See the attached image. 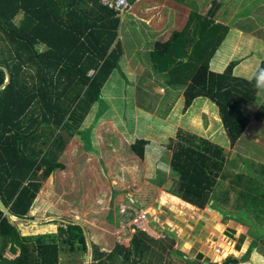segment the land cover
<instances>
[{
  "label": "trees",
  "instance_id": "obj_1",
  "mask_svg": "<svg viewBox=\"0 0 264 264\" xmlns=\"http://www.w3.org/2000/svg\"><path fill=\"white\" fill-rule=\"evenodd\" d=\"M221 4L212 0L207 14L189 10L180 30L153 43L149 61L168 85L182 87V111L196 97H208L216 104L232 147L248 125L246 104L257 98L256 76L264 70V60L250 79L233 74L237 60L220 72L210 69V59L229 30L214 20ZM19 12L22 15L16 21ZM237 25L248 31L242 23ZM119 27L120 15L98 0H0V200L17 219L27 217L43 181L65 167L59 156L70 137L80 136L84 148L92 149L90 129L108 109L100 90L112 71L120 70L124 53ZM93 104L92 123L82 129ZM190 115L193 125L196 119ZM252 116L264 121V103ZM147 142L138 137L130 148L143 158ZM164 146L175 174L169 191L181 199L198 207L219 196L230 201L229 192L217 187L219 177L227 175L233 185L230 189L234 188L233 199L255 200L249 196L247 174L224 172L223 146L182 128H176ZM219 212L233 218L229 211ZM58 222L54 232L23 234L18 222L0 211V264H159L167 248L138 229L130 240L131 252L119 243L104 252L95 242L88 244L82 225ZM12 239L13 245L19 247L18 241L21 245L16 259L3 254ZM61 239L69 243L73 257L83 254L88 262L61 263ZM238 261L230 255L220 264Z\"/></svg>",
  "mask_w": 264,
  "mask_h": 264
},
{
  "label": "rangeland",
  "instance_id": "obj_2",
  "mask_svg": "<svg viewBox=\"0 0 264 264\" xmlns=\"http://www.w3.org/2000/svg\"><path fill=\"white\" fill-rule=\"evenodd\" d=\"M176 1L179 3L176 4L179 8L182 4H185L190 10L195 9L202 14H207L211 7L212 0ZM154 2L155 0H140L134 4L130 11L125 12L120 16L118 37L126 51L127 58L132 56V52L136 47H142V49L139 50V53L141 55H146L148 57L146 58V61L149 62V53L146 49L151 46L153 34L152 32L148 33V31H150V27L152 26L154 29H157V27L154 25L155 18L151 17L150 19L152 25H150V22H148L149 20L146 19V14L149 15L153 12L151 8H149L148 13L146 14H143L142 11L145 6H149ZM192 3H198L199 5L193 6ZM261 3L263 4L261 5ZM137 9L140 11L139 13L136 12ZM21 15V12H19L15 17V20L17 21ZM214 18L216 22L224 23V25L232 28V30L228 31L236 33L232 36L230 32H227L220 46L215 51V56H213V58L216 59L213 61V68L215 69V62L218 60L220 61L218 64L222 65L223 62L224 64L226 63L225 66L231 60H237L239 63L234 67L233 74L250 79L258 68L260 62L264 60V0H222V6L216 10ZM237 23L245 25V27L248 28V31L242 30L245 34L239 33L238 30L241 31V29L236 28L238 27ZM149 64H151V62H149ZM119 67L126 71L122 63L119 64ZM112 74L113 76H110V81L119 75V69H115ZM127 76L130 77L128 73ZM163 78L165 81L164 76ZM154 81V85H160V83L163 82V80L159 81L157 78H154ZM120 84L123 86L122 79ZM162 84L165 86L164 83ZM103 89H105V87ZM106 89H108V87H106ZM122 89H124V86ZM127 91L129 90H126V92L122 91L120 94H116V96H114V93H109L110 96L113 94L114 100H118V102L109 103L106 101L108 109L105 112V115L107 116L105 121L114 120L112 118H115L117 115L118 106L120 107V104L124 101L126 106L124 110L125 113L120 114L121 111H119L118 115L120 120L124 119L123 122H128L127 110L130 102V93ZM106 95L107 93L104 90L102 96L104 97ZM137 95L139 98H137ZM137 95V101L138 99L141 100L151 111L154 110L156 114L165 112L166 107L163 102L159 103L154 109L156 102L160 101L159 97L162 96L161 100L164 98L163 92L155 94L153 91H143L137 93ZM117 96H120V100ZM106 98L108 97L106 96ZM174 98L175 93L172 94L170 100H173ZM260 103H264V88L261 87L258 89L257 98L253 101H248L246 104V111H249L250 116L243 135L240 136L238 142L232 147L228 144L225 146L221 145L224 147L226 153L224 172H241L247 174L249 179L247 184L251 189L249 196L255 197V200H253L254 202L245 197H240L237 201L236 199H233L235 192L234 188L232 190L230 189V187L233 186L229 181L230 176L221 175L217 187L218 189H221V192L223 190L229 192L231 200L224 202L225 199H223L222 196H219L216 199L211 198L213 201L208 202L205 207H200L201 209L187 206L189 212L186 213L185 207H183V202L178 201L180 205L178 204V206H175L169 201V199L167 200V194H164L162 191H169V189L173 187L175 178L173 172L169 173L168 176L164 170L163 172L160 171V169H157L154 179L144 180V173L141 171L144 168V165H141V161L137 159L136 163H133L135 169L140 166L138 167L136 174L130 177L128 174L122 175L118 172L119 175L117 172H110L111 169L107 166L113 164L112 167L116 168L115 158L107 153H104L99 157L96 149L94 150L93 147L92 149L94 152L91 151L89 154L93 155L92 159H94L95 168L98 171L97 176L100 180H97L98 183L95 190L98 188L97 191L100 193L104 188L105 193L102 198L97 200L98 202H96V200L91 201L88 195L86 197L84 196L83 191L85 190V187L87 188L89 186L93 187L90 188L91 191L94 190L93 185L95 183V176L91 177L88 172L81 170L85 167V157L88 152L83 146L84 141L81 137L75 136L70 137L66 141L64 149L59 156V160L67 165L65 167V172H62V180H55L53 183L51 182L49 184L50 186H54L57 198L52 200L51 203H47L41 198L42 200L40 199L37 202L41 203L42 201V205H38V208H35L36 211H34L35 205H33L32 213H29L24 219H15V221L18 222L17 224L23 234L56 231L57 226L60 224V222L54 218L56 216L61 217L62 221H78L83 223L88 229L86 231L87 237H89L90 241L97 240V242H95L100 246V250L109 252L113 244L119 243L128 248L131 252L132 245L131 243L128 245L127 241L132 238V235L138 229L133 225L129 226V211H120V206L123 205V202L132 203V199H128L129 190L132 192V198L136 199V201L133 200L134 203L137 204L136 207H142L147 211L146 219L142 223L143 228L141 230H144L147 235L150 234L154 236L157 238L156 240L158 242L167 246L165 252L162 251L163 256H161L159 264H193L189 263L188 260L197 261L195 264H218L217 261H211L210 263L204 261H209L211 257L218 258L225 256L223 259L221 258L222 262L230 255L235 256L240 260L237 264H259L258 261L254 262V259L252 258L253 256H251L255 251L262 256L264 262V254L262 252L264 251V121L259 122L252 116L253 111L260 105ZM95 109L96 104H94V108L90 111L87 122L84 125L87 126L88 123L91 124V116L94 114ZM150 110L148 109V111ZM189 114H192V112L189 111L187 115ZM199 116L198 127L199 129L201 128L199 130L200 133L210 134L212 132L211 135L213 136L212 140H214V143L215 141H218V143L216 142L217 144L222 143L223 141L225 142L226 136L224 132L222 133L221 131L218 108L217 110L216 108L214 110L213 106L212 109H209L207 106L203 111H200ZM215 118H218V121H215ZM184 128L187 127L183 126L182 129ZM184 130L191 132L189 131L190 129ZM108 135L109 139H113L111 133ZM76 138H80V140H77ZM70 142L72 143L69 148H67V145ZM164 142L166 143L167 140ZM89 143L92 145L91 137H89ZM166 159L168 160L163 153L158 165L163 167L165 165L164 162L167 163ZM66 173L70 174V179H66ZM114 178H117L121 184L119 185ZM165 179L168 180L165 181ZM69 185H72L73 189L69 188ZM113 185L119 188L117 189L113 187ZM160 188H162V190H160ZM239 188L244 190L240 186ZM161 194L164 196L166 195L165 201H162ZM171 199L176 200L175 197ZM231 203L238 204L232 205ZM218 208L219 211H222L223 209L225 212L229 211V213L234 214L237 218L234 219V221L239 223V226H234L233 228H229L228 226L225 227L224 224L227 223L228 217H224L222 213L218 211ZM92 217L99 219L98 223L96 220H86ZM99 224L106 230L104 231V237L99 235L100 239L96 237L97 232L95 229ZM123 225H126V227L122 229ZM116 229H122L121 237L119 238L120 240L117 235H115ZM88 231L91 234V237L89 236ZM218 236L223 239L222 241L225 242L226 245L219 247L214 245V256L210 254L208 257L203 255L197 257L195 255L200 244V239L206 240L207 238H211L212 240H215ZM12 243L11 246H15ZM169 244L170 246L168 247ZM172 244L173 247H171ZM156 245H154V249H157ZM241 245L243 247H240ZM59 246L61 249V263L87 260L83 254H78L73 257V254H70L73 253V251H71L69 243L65 242L63 239L59 241ZM73 247H75L74 244ZM202 261L204 263H202Z\"/></svg>",
  "mask_w": 264,
  "mask_h": 264
},
{
  "label": "crops",
  "instance_id": "obj_3",
  "mask_svg": "<svg viewBox=\"0 0 264 264\" xmlns=\"http://www.w3.org/2000/svg\"><path fill=\"white\" fill-rule=\"evenodd\" d=\"M222 3V0H219ZM179 4L176 0H155L154 3L150 4L149 6H145L144 10L142 11L143 14L148 13L149 8H151V10L153 12H151L149 15L146 14V19L149 20L148 22H150L151 17L155 18V27H157V29H154L152 27H150V31H148V33L153 34V41L151 43V46L148 47L146 50L149 51L152 49L153 43L155 41H164L167 39V37L169 36V34L173 31V30H180L183 25L184 22L187 18L188 12H189V8L188 6H186L185 4H182V6L179 8L178 5ZM263 3H261L262 5ZM193 6H198L199 4L197 3H192ZM222 6V4H221ZM137 13H139L140 11L137 9L136 10ZM150 25H152V22H150ZM238 28V27H236ZM239 29V28H238ZM229 30H232V28H229ZM236 31V30H234ZM239 33L241 34H245L242 30H238ZM230 32V34L235 35L236 32ZM248 34V33H247ZM142 47H136L135 50H133L132 52V56H130L129 58H127L126 55V51L124 50V53L119 61V64L122 63L123 67L126 69V71L122 68H120L119 70V75L114 77L113 80L110 81V78L113 76V70L112 73L109 75L108 79L106 80V82L104 83L103 87H102V95L104 94V90L107 93V97L104 96V100L109 102V103H117L118 100H114L113 94L110 96L109 93H114V96H116V94H120L122 91L126 92V90L129 94V104H128V122H123L124 119L119 118V111H121L120 114L125 113V102L121 101L122 103L120 104V107L118 106V112L117 115L115 116V118H112L114 120H108L105 121V119H107V116L105 115H100V118L95 122V124L91 127V140H92V147L93 149L97 151L98 156H102L104 153H107L108 155H110L111 157L115 158V165L116 168L112 167L113 164L107 165L109 167L110 172H119L122 175L128 174L130 175V177H132V175L136 174L138 166L136 169L133 167V163H136V160L139 159L141 161V165H144V168L141 170L144 173V180L146 179H154V175L157 169H160V171H165V173L168 175L169 173H172L173 171L170 170L169 166H168V160L167 163H165V165L162 167L160 165H158L159 160L162 156V154H165V157L169 159V155L170 152L169 150H167L164 146L166 140H168L169 137L174 135V132L176 130V127H182L186 126L187 128L184 129H190L189 131L196 133L202 137H205L207 139H209L210 141H214L212 140L213 136L211 135L212 132L210 134H201L200 133V129L198 127V121L200 118V111L204 110V108H206L208 106L209 109H212V106L214 107V110L216 108L217 110V106L216 104H214V102H212L208 97H196L195 99L191 100L190 104L187 106V108L182 111L181 107H182V103H183V97H182V87L179 86H175V85H168L165 81L164 78L162 76L161 73L157 72L156 70H154V68L152 67L151 64H149V62L146 61V58H148L146 55H141L139 53V50H141ZM215 56V55H214ZM216 60L215 58H211L210 62H209V67L211 70L213 71H222L225 64L222 62L221 64L220 61L218 60L217 62H215V69L213 68V61ZM239 68V67H238ZM121 72L123 74H121ZM127 73L129 74L130 77L127 76ZM141 74V75H140ZM111 76V77H110ZM154 78H157L159 81H162V83L165 84V86H163L162 83H160V85H154L155 81ZM121 79L123 80V86H121L120 81ZM154 83V84H153ZM162 84V85H161ZM105 87V89H103ZM106 87H108V89H106ZM152 89V90H151ZM145 92V91H153L155 92V94L157 93H161L163 92L164 94V98H162L160 96V101L156 102V106L154 107V109L157 107V105H159V103L163 102L165 104L166 110L165 112H160L159 114H156L153 111L150 110V108H148L147 105L143 104L142 102H138L137 98L138 95L137 93L139 92ZM175 93V98L173 100L171 99L172 94ZM137 95V98H136ZM117 98H119L120 100V96H117ZM170 103V104H169ZM214 104V105H213ZM161 106V104H160ZM94 108V104L90 107L89 109V113L90 111ZM148 109L150 111H148ZM192 112L191 119L195 118L196 122H193V125L191 124V120H189L187 113L188 112ZM89 113L86 115V118L84 120V122L82 123V129L88 128L91 124L88 123V125H84L87 122V118ZM133 114V115H132ZM121 116V115H120ZM93 119V115L91 116V120ZM220 125H221V129H222V124H221V120L219 121ZM92 123V122H91ZM210 131V130H209ZM223 133V129L221 130ZM111 133L113 139H109L108 138V134ZM210 135V136H209ZM77 137H80L78 135H75ZM73 136V137H75ZM138 137H143L146 138L148 140V142L145 144L144 146V157L140 158L139 156H137L130 148V145L135 141L136 138ZM211 137V138H210ZM222 138V136H221ZM77 140H80V138H76ZM115 139V141H114ZM73 142V140H72ZM70 142L67 145V148H69V146L71 145ZM218 143V141H215V143ZM220 145L225 146L226 144H228L227 139L225 140V142L223 141L222 143H219ZM86 150L85 152L87 153L86 157H85V167H83L81 170H85V172H88L90 174V176H95V183H94V190L95 187H97V183L99 180L98 176H97V170L95 168V164H94V159L93 155H90L89 153H91V151L94 152V150ZM167 153V155H166ZM103 161V160H102ZM67 165L65 164V167ZM65 167L64 168H58L56 170H54L42 183L39 191L37 192V195H35L33 201H32V205L30 207V211L29 213L33 212V205H35L34 207V211H36L35 208H38V205H42V201L41 203L37 202L38 200H40L41 198L44 199V201H46L47 203H51L52 200H55L57 198V193L54 189V186H50L49 184L52 182H54L55 180L61 181V176H62V172H65ZM67 169V168H66ZM61 171V172H59ZM163 171V172H164ZM68 172V171H67ZM70 173V172H69ZM67 174L66 179H70V174ZM118 173V174H119ZM119 174V175H120ZM162 175V172H161ZM169 176V175H168ZM115 181H117V183H119V185L121 184L119 182V180L117 178H114ZM113 179V180H114ZM168 179H165V181H167ZM100 181V180H99ZM69 182V181H68ZM154 182V181H153ZM100 183V182H99ZM116 183V182H115ZM65 186V185H64ZM69 188L73 189L72 185L68 186ZM113 187L115 188H119L116 187L115 185H113ZM90 188H93L92 186L89 187H85V190L83 191L84 196L86 197L87 195L89 196L91 201L96 200V202H98L97 200L102 198V196L104 195V188L102 189V192H98V188L97 190H90ZM160 190H162V188H160ZM164 194H167V200L169 199L170 202H172L175 206H178V204L180 205L179 202H183V207H185V212L188 213L189 212V208L187 206H192V207H196L201 209L200 207L193 205L183 199H181L179 196L169 192V191H165L162 190ZM126 193V191H125ZM72 195V194H71ZM82 195V193H81ZM131 196V197H130ZM161 198L162 201H165V196L163 194H161ZM82 197V196H81ZM171 199V198H174ZM132 199V202L136 201V199L132 198V192L128 190V199ZM41 199V200H42ZM134 200V201H133ZM211 201H213L212 199H210ZM122 203V202H121ZM120 203V204H121ZM124 203V202H123ZM37 204V205H36ZM177 204V205H176ZM40 205V206H41ZM191 211V209H190ZM28 213V214H29ZM56 220H62L61 217H54ZM24 219V218H22ZM96 220V222L98 223L97 218L92 217L89 219H86L88 221L90 220ZM234 219H237L234 214H233V218H228L227 219V223L224 224L225 227H231L233 228L234 226H239L236 221H234ZM85 220V219H83ZM66 221V220H64ZM76 223L80 224L83 226L84 231L86 232V238L88 239V241H90L89 237H87V231L88 230L86 228V226L83 223H80L78 221H75ZM85 223V222H84ZM230 225V226H229ZM224 227V229H225ZM96 229V237H98V239H100L99 235L104 237V231L105 228L102 225H97V227H95ZM223 229V228H222ZM89 233V231H88ZM113 233V231H112ZM89 236L91 237V234L89 233ZM150 237H152L153 239H157L154 236L150 235ZM92 239V238H91ZM93 240V239H92ZM131 240V239H130ZM223 239L218 236L216 237L215 240H212L211 238H207L206 240H202L200 239V244L198 249L195 252V255L198 257L201 255L203 256H210V254L212 256H214L215 252H214V245L217 247L222 246V245H226L225 242L222 241ZM97 242V240H93V242ZM13 242V239L9 242V244H7V246L4 249V256L12 258V259H16L19 255L20 252V242L18 241L19 247L18 246H11V243ZM95 242V243H96ZM131 243V242H130ZM90 244V242H89ZM97 244V243H96ZM174 244V242H173ZM173 244L171 247H173ZM188 245H190L189 243H187ZM114 244L111 246L110 250L113 248ZM240 247H243L242 245ZM234 248V247H233ZM9 251V252H7ZM252 258L254 259V262H259V264H264L262 256L259 255V253H257L255 251V253L253 255ZM184 257V255H183ZM225 257V256H224ZM222 257H218V258H214L211 257V259H209V261H204L206 263L208 262H215L217 261L218 264L221 262V260L224 258ZM222 258V259H221ZM247 261V260H246ZM240 260L237 262L239 263Z\"/></svg>",
  "mask_w": 264,
  "mask_h": 264
},
{
  "label": "built area",
  "instance_id": "obj_4",
  "mask_svg": "<svg viewBox=\"0 0 264 264\" xmlns=\"http://www.w3.org/2000/svg\"><path fill=\"white\" fill-rule=\"evenodd\" d=\"M103 5H106L107 7L115 10L120 16L124 14L125 12L130 11L134 4L140 0H98ZM123 205L120 206L121 212L129 211L130 218L128 221L129 226L133 225L136 227V229H142L143 228V221L146 219L147 211L143 209L142 207H136V203L134 202H124ZM126 225L122 226V229L125 228ZM121 229V230H122ZM121 230L116 229L115 235H117L118 239L121 237ZM131 239V238H130ZM130 239L127 241L128 245L130 244ZM120 240V239H119Z\"/></svg>",
  "mask_w": 264,
  "mask_h": 264
},
{
  "label": "water",
  "instance_id": "obj_5",
  "mask_svg": "<svg viewBox=\"0 0 264 264\" xmlns=\"http://www.w3.org/2000/svg\"><path fill=\"white\" fill-rule=\"evenodd\" d=\"M209 202H211V200H210ZM0 211H2L5 215L9 216V217H10L11 219H13V220L17 219L15 216H13V215L11 214V212L9 211V209H7V208L5 207V205L2 203L1 200H0ZM84 232H85V231H84ZM85 235H86V232H85ZM87 242H88V244H89L88 239H87ZM89 250H90V246H89ZM87 262H88V258H87Z\"/></svg>",
  "mask_w": 264,
  "mask_h": 264
},
{
  "label": "clouds",
  "instance_id": "obj_6",
  "mask_svg": "<svg viewBox=\"0 0 264 264\" xmlns=\"http://www.w3.org/2000/svg\"><path fill=\"white\" fill-rule=\"evenodd\" d=\"M256 86L264 88V70H261L256 76Z\"/></svg>",
  "mask_w": 264,
  "mask_h": 264
}]
</instances>
